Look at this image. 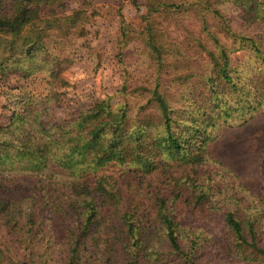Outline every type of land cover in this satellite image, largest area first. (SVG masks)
Wrapping results in <instances>:
<instances>
[{
  "label": "trees",
  "instance_id": "16d2710c",
  "mask_svg": "<svg viewBox=\"0 0 264 264\" xmlns=\"http://www.w3.org/2000/svg\"><path fill=\"white\" fill-rule=\"evenodd\" d=\"M80 1L0 0V79L27 82L0 121V264H264V193L210 152L264 112V0H134L117 44L144 79L124 67L116 94L54 120L95 2Z\"/></svg>",
  "mask_w": 264,
  "mask_h": 264
},
{
  "label": "rangeland",
  "instance_id": "374dc122",
  "mask_svg": "<svg viewBox=\"0 0 264 264\" xmlns=\"http://www.w3.org/2000/svg\"><path fill=\"white\" fill-rule=\"evenodd\" d=\"M67 2L65 11L69 13L82 5L83 1L67 0ZM138 7L134 4V0H95L89 10L91 20L87 26L88 34L76 41L75 63L64 73L70 84L66 96L56 105L50 104V114L55 118L54 120L63 118L67 113L89 104L94 99L116 94L122 84L124 67L129 69V75L133 79H144L142 68H146V64L143 62L140 67L141 60H137L136 45L131 44L125 49H120L117 44L121 17L133 25L140 24L142 8ZM220 9L235 20L240 15L239 9L229 4L221 5ZM192 20L184 21L189 29L196 26L195 22L192 26ZM181 39L182 37L179 41ZM23 84L27 82L19 75L0 79L2 123L8 121L11 112L7 106L10 105L9 91ZM217 137L210 144L212 156L231 168L240 182L252 193L263 194L261 162L264 155V112L241 128H222ZM107 171L114 174L121 182L135 179L124 166L111 167ZM208 229L215 230L220 236L221 229L218 224H210Z\"/></svg>",
  "mask_w": 264,
  "mask_h": 264
}]
</instances>
